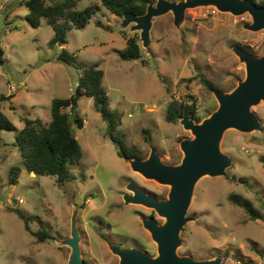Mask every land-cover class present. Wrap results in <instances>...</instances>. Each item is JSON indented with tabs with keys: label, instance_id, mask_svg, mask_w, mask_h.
Returning a JSON list of instances; mask_svg holds the SVG:
<instances>
[{
	"label": "rangeland",
	"instance_id": "obj_1",
	"mask_svg": "<svg viewBox=\"0 0 264 264\" xmlns=\"http://www.w3.org/2000/svg\"><path fill=\"white\" fill-rule=\"evenodd\" d=\"M23 1L0 0L4 52L0 102L3 113L17 127V131L0 129V264H69L73 221L86 264H120L110 245L157 257L158 246L143 220L152 219L159 225L166 220L142 205H126L124 197L132 194L127 188L130 183L158 200L168 199L171 187L134 172L130 161L119 156L94 99L80 100L84 127L74 126V130L83 158L70 168L73 180L64 187L56 177L26 171L16 145L24 127L22 119L40 118L48 125L53 99L74 94L83 69L58 61L65 49L83 66L103 70L110 109L120 116L115 137L135 150L139 159H148L155 149L165 164L179 165L184 158L181 142L194 136L181 120L176 124L167 121L168 108L174 102L195 103L201 122L210 117L219 103L200 75L224 92H232L246 77L245 64L233 49L245 48L262 57L264 30L245 28L253 23L249 14L234 16L215 7H197L186 11L180 27L175 26L172 12L156 18L147 49L141 32L131 30L134 24L122 28L124 18L112 14L102 0H80L78 9L98 5L100 11L85 29L73 28L66 45L51 48L52 27L46 22L40 28L32 27ZM133 37L138 38L141 57L124 61L119 52ZM252 110L264 129V103ZM221 149L233 164L225 176H207L197 183L187 214L194 220L181 231L178 254L196 260L221 256L223 264H264V221H252L229 200L232 194L240 195L264 213V133L229 130ZM13 168H20L17 185H10ZM242 178L245 182L239 181ZM15 210L25 215L31 231H45L47 240L40 242L29 233Z\"/></svg>",
	"mask_w": 264,
	"mask_h": 264
},
{
	"label": "water",
	"instance_id": "obj_2",
	"mask_svg": "<svg viewBox=\"0 0 264 264\" xmlns=\"http://www.w3.org/2000/svg\"><path fill=\"white\" fill-rule=\"evenodd\" d=\"M197 7H215L220 12L234 16L249 14L253 23L245 28L259 32L264 30V7L253 0H183L178 3L169 0H158L150 4L144 15L133 13L124 15L121 27H131L132 31H140L143 46L148 49L151 42V30L156 18L170 12L174 16V24L180 27L188 9ZM234 53L241 63L245 64L246 77L240 81L232 92L215 90L214 96L219 103L218 109L201 123L193 119L182 118L183 127L191 131L193 139L181 142L184 158L179 165L165 164L155 149L146 160L130 159L134 172L146 179L155 180L171 187L168 199L158 200L154 196L139 189L134 183L128 185L131 195L124 197L126 205H142L155 211L166 221L159 225L152 219L143 220L144 228L151 234L158 246V256L152 257L146 252L136 249H122L118 245H110L112 252L120 258V264H223V257L210 260H196L188 256H180L178 248L182 244L181 231L193 221L187 217L195 187L204 177H223L232 166V158L223 153L221 143L229 130H237L244 134L264 133L258 115L253 107L264 103V55L256 57L241 47H235ZM16 111V110H15ZM16 113L22 114L19 111ZM81 238L76 226L72 224V238L68 241L72 248L69 264H86L82 258Z\"/></svg>",
	"mask_w": 264,
	"mask_h": 264
},
{
	"label": "trees",
	"instance_id": "obj_3",
	"mask_svg": "<svg viewBox=\"0 0 264 264\" xmlns=\"http://www.w3.org/2000/svg\"><path fill=\"white\" fill-rule=\"evenodd\" d=\"M156 0H102V4L116 17L123 18L127 13L137 16L144 15L150 4ZM260 7H264V0H253ZM80 0H24L23 7L28 9L27 20L34 28H40L43 22L51 26L54 36L49 46L55 48L66 45L67 34L73 29L83 30L90 20L98 14L100 6L91 5L84 9H78ZM97 26L102 27L100 21ZM246 50L245 48H242ZM3 50L0 45V65L3 64L1 57ZM141 47L138 38L128 40L127 47L119 52L124 61H134L141 57ZM58 61L77 69H83L79 84L75 92L69 98H54L51 104V121L47 125L42 119L23 118V129L18 132L16 145L24 161L28 173L36 176L56 177L60 187H64L73 180L70 168L77 165L83 158L82 146L75 134L77 129L84 127V118L79 114L80 100L84 97L94 99L95 109L107 124V135L113 140L118 148V154L125 160L141 158L133 149L125 147L120 139L115 137L120 116L116 111L110 109V101L103 87L104 72L97 66L85 67L79 63L76 56L65 49L58 56ZM201 82L212 92L223 91L204 75H200ZM5 99L4 97L1 98ZM182 118L201 122L202 118L197 115L195 103L183 104L172 103L168 108L166 119L169 123L176 124ZM0 129L17 131V127L2 111L0 102ZM148 141H150L149 137ZM264 165V157L261 158ZM20 168H13L10 176V185H17ZM239 181L245 182L242 178ZM232 204L242 208L252 221H264V213L254 207L251 201L240 195L232 194L229 197ZM16 212L25 222L26 230L36 237L40 242L47 240L45 231L33 232L24 214ZM225 257H229L226 254ZM253 262V261H252Z\"/></svg>",
	"mask_w": 264,
	"mask_h": 264
},
{
	"label": "flooded vegetation",
	"instance_id": "obj_4",
	"mask_svg": "<svg viewBox=\"0 0 264 264\" xmlns=\"http://www.w3.org/2000/svg\"><path fill=\"white\" fill-rule=\"evenodd\" d=\"M85 261V260H84Z\"/></svg>",
	"mask_w": 264,
	"mask_h": 264
}]
</instances>
